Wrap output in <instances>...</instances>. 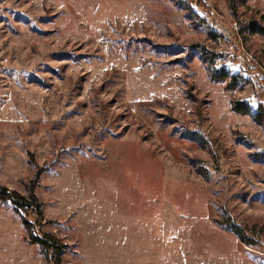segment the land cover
<instances>
[{"label": "rangeland", "instance_id": "374dc122", "mask_svg": "<svg viewBox=\"0 0 264 264\" xmlns=\"http://www.w3.org/2000/svg\"><path fill=\"white\" fill-rule=\"evenodd\" d=\"M250 25L264 0H0V186L26 196L47 168L40 230L66 245L61 264H264ZM201 50L241 88L212 82ZM232 100L261 105L262 124ZM0 264H47L2 203Z\"/></svg>", "mask_w": 264, "mask_h": 264}, {"label": "trees", "instance_id": "16d2710c", "mask_svg": "<svg viewBox=\"0 0 264 264\" xmlns=\"http://www.w3.org/2000/svg\"><path fill=\"white\" fill-rule=\"evenodd\" d=\"M251 34H259L264 36V27L258 25H250L247 27ZM201 60L207 66L208 76L210 80L216 84L224 85L225 92H232L240 89L239 77L230 76L225 68L221 67L219 70H211V66L215 63L216 55L209 53L206 50H201ZM189 99V97L187 96ZM230 110L239 115L251 116L254 122L261 125L263 122V107L260 105L254 114L251 111L249 104L243 101L232 100L230 102ZM189 140L196 142L201 148H206V141L201 135L190 132ZM47 168H36V172L32 181L30 182L26 196L9 190L4 186H0V203L10 204L14 213L20 217L21 224L28 235V239L33 245H37L43 252L47 264H61L63 252L66 249L61 239H58L53 233L42 232L41 226L46 224L44 213L42 211V204L36 196V189L39 186L41 175ZM32 217V220L27 217ZM224 228L238 238L245 244V236L241 230L229 223H225ZM247 244V243H246Z\"/></svg>", "mask_w": 264, "mask_h": 264}]
</instances>
